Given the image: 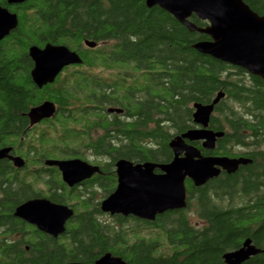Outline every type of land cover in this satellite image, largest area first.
Here are the masks:
<instances>
[{"label":"trees","instance_id":"16d2710c","mask_svg":"<svg viewBox=\"0 0 264 264\" xmlns=\"http://www.w3.org/2000/svg\"><path fill=\"white\" fill-rule=\"evenodd\" d=\"M6 1L0 4L8 7ZM244 2L264 16V0ZM10 9L18 26L0 42V148L13 147L26 166L19 170L0 162V235L22 232L15 209L58 185L65 188L64 197L50 199L75 202L76 214L60 247L55 242L28 244L26 252L22 240L6 244L0 238V264H94L106 253L128 264H225L223 255L248 238L264 250L262 79L252 76L248 85L245 71L198 53L193 45L210 38L189 32L159 7L149 9L145 0H29ZM190 21L208 25L196 16ZM82 35H91L97 44L117 42L113 49L102 45L91 50V88L80 74L38 89L29 49L44 42L77 47L73 41ZM220 92L226 96L215 107L209 128L225 136L211 152L201 142L193 145L204 156L243 155L253 162L232 175L222 172L203 187L187 180L185 210L154 222L114 216L108 224L100 205L114 191L112 175L96 177L88 199L72 196L56 169L40 168L46 160L78 156V145L86 138L79 129L99 126L106 132L87 141L95 155L109 160L106 172L120 159L169 163L172 138L195 128L193 105L211 104ZM45 101L57 106L55 118L30 129L26 115ZM109 108L123 109V115H108ZM193 201L202 228L191 224L187 214ZM245 264H264V254Z\"/></svg>","mask_w":264,"mask_h":264},{"label":"water","instance_id":"95a60500","mask_svg":"<svg viewBox=\"0 0 264 264\" xmlns=\"http://www.w3.org/2000/svg\"><path fill=\"white\" fill-rule=\"evenodd\" d=\"M28 1L7 0L9 5H22ZM145 3L149 9L159 7L189 32L208 36L209 41L193 45L198 53L241 68L264 81V16L252 11L244 0H145ZM192 16L208 25L198 27L190 21ZM17 26V14L0 6V42ZM88 46L95 48L97 44L91 42ZM29 56L34 63L32 81L38 89L53 84L64 68L82 64L80 57L64 46L46 45L44 49L33 46L29 49ZM225 96L224 92H220L211 104L193 105L195 128L172 138L169 143L173 153L171 162L135 164L125 159L117 161L115 167L118 184L115 191L101 202V212L112 217H133L154 222L165 213L187 209V180L199 188L217 179L222 172L232 175L241 166L252 164L253 161L245 157L204 156L193 145L201 142L202 149L211 152L215 150L217 141L225 136L224 132H215L209 128L215 107ZM108 113L121 114L122 110L109 109ZM56 114V105L46 101L32 108L27 116L31 126H35L54 118ZM12 150L13 148L0 149V161L7 159L16 168H24L25 161L21 157L10 155ZM45 166L57 168L64 184L70 188L101 174L98 166L80 159L47 160ZM14 216L36 226L41 232L58 237L65 233L74 210L47 199H33L17 207ZM261 254H264V250L257 248L248 238L238 250L225 253L223 261L225 264H245L252 257ZM94 264L128 263L106 253Z\"/></svg>","mask_w":264,"mask_h":264},{"label":"flooded vegetation","instance_id":"af4514ba","mask_svg":"<svg viewBox=\"0 0 264 264\" xmlns=\"http://www.w3.org/2000/svg\"><path fill=\"white\" fill-rule=\"evenodd\" d=\"M7 2V1H6ZM0 6L2 8H5L7 9L10 13H13L15 14L14 12L11 11L10 7H14L16 5H9L8 2H7V6H3L0 4ZM13 32V31H12ZM12 32L9 34V35H12ZM88 36H91V35H82L78 40L74 39L73 43L74 45L76 43H78V46L75 47V46H69L67 47L66 45H63L62 43H52V42H42L43 45H40V46H36V47H39L41 49H44L46 47V45H52V46H64L66 48H68L71 52L73 53H76L80 59L82 60V64L80 65H70L66 68H64V70L60 73V75L56 78L55 82L58 80V79H61L63 80L65 77H71V76H75V77H78L80 74H85L87 76V85L91 88V50L92 49H96L98 48L99 46H105L107 48H114L116 46V41L114 39H110V40H107L106 42H104L103 44H97V46L95 48H91L88 46V43H91L93 41H91V37L89 38ZM7 38V37H6ZM89 38V39H88ZM3 41V40H2ZM32 60V59H31ZM86 60L89 61L88 65L86 63H84ZM33 68H34V63H33ZM238 69H241V68H238ZM33 70V69H32ZM243 70V69H241ZM85 71V72H84ZM245 71V70H243ZM32 72V71H31ZM247 74V84L250 85L252 82H251V77L252 75H250L247 71H245ZM46 87V86H45ZM46 102V101H45ZM44 103V102H43ZM41 105V104H40ZM37 107V106H36ZM57 107V106H56ZM91 107V106H90ZM34 108V107H33ZM91 109V108H90ZM109 109H118V108H109ZM108 109V110H109ZM108 110H107V113H108ZM122 110V113L121 114H118V113H108V115H123V109H120ZM28 115V114H27ZM26 115V116H27ZM56 116V115H55ZM90 116H91V112H90ZM28 118V116H27ZM55 118V117H54ZM54 118L52 119H49L47 121H43L41 122L40 124H37L35 126H31L30 124V120H29V128L33 129V128H37V127H42L43 124H46L48 122H51ZM122 119H124L122 117ZM108 120V119H106ZM91 124V122L89 123ZM102 126H99V128L97 129H91V127L89 129H87V131H84V130H81L79 129L80 131H82V133L86 136V138H84L82 141H81V144H79L78 146L80 148L79 151H78V156L72 158V159H80L92 166H98L101 170V174L98 175H94L92 178H89L88 180H85L84 182H82L81 184L79 185H76L72 188L68 187L67 185V189L71 191L72 193V196L75 194L77 196V194H80L82 198H88L90 199L91 198V183L96 181V177H100V179L102 180H106L107 177H110L111 175L115 178V185H114V191L117 187V174H116V163L114 164V169L113 171L111 172H106L105 170V166L104 164L106 163H109V160H106L102 157H99L98 155H95L93 153V151L91 150L89 144L88 143V139H91V135L93 136L94 139H97L98 137H100L101 135L104 134V132H106L105 129L101 128ZM4 148H13V147H4ZM0 149H3V148H0ZM10 155L12 156H15V157H21L20 155H18L14 148L12 150V152L10 153ZM239 157H244L243 155H240ZM239 157H231V158H239ZM22 158V157H21ZM92 158V159H91ZM246 158V157H245ZM23 159V158H22ZM24 160V159H23ZM51 160V159H50ZM63 160H68V159H63ZM121 160V159H120ZM1 161H8L12 164V166L14 168H16L14 166V164L5 159V160H1ZM0 161V162H1ZM25 161V160H24ZM47 161V160H46ZM135 163V162H134ZM144 163V162H143ZM136 164V163H135ZM25 166H26V162H25ZM42 169H56L57 172H58V175H59V178L60 180L63 182L62 180V174L60 173V171L57 169V168H54V167H47L45 166V161L43 163V165L40 167ZM18 169V168H16ZM23 169V168H22ZM20 170V169H19ZM158 172V171H157ZM53 173H52V177H53ZM58 177V176H57ZM55 179V177H54ZM49 190H51L50 193H47L48 195H42V197H38V198H33V199H47V200H50L51 202H53L54 204H58V205H63L62 203H59L57 202L59 199H62L65 195V188L62 186V185H58L57 188L56 186L55 187H52V189L50 188ZM113 191V192H114ZM111 195V194H110ZM52 197H55L56 198V202L52 201L50 198ZM73 198V197H72ZM33 199H30V200H33ZM29 201V200H28ZM27 202V201H26ZM25 203V202H24ZM22 205V204H21ZM20 206V205H19ZM18 206V207H19ZM65 206H68L69 208L73 209L74 210V215L76 214V207H75V202L72 203V204H69V205H65ZM17 209V208H16ZM15 209V211H16ZM14 211V213H15ZM14 213H13V216H14ZM15 217V216H14ZM107 217L111 218L112 216L110 215H107ZM16 218V217H15ZM18 221H20L22 224H23V231L20 232V233H12V231H8L7 234H4L5 232H3L2 234L3 235H0V238L6 242V244H14L16 243L17 241H20L22 240V242L25 243L24 247H25V251L26 252H29V247L30 245L28 244H43V243H47V242H50V243H53L55 242L59 247H60V243L63 242V237H65L66 235V231L64 234H61L59 235L58 237H53L52 235H49L47 233H44V232H41L40 230H38V228L36 226H33L23 220H20L18 218H16ZM112 219V218H111ZM70 221V220H69ZM69 221L67 222V225H66V230H67V226H68V223ZM204 225V224H203ZM203 225L201 223H195V226L197 228H202ZM12 233V234H11ZM66 238H68V236H66ZM27 243V244H26ZM60 249V248H59ZM1 257V256H0ZM73 264V263H72Z\"/></svg>","mask_w":264,"mask_h":264},{"label":"rangeland","instance_id":"374dc122","mask_svg":"<svg viewBox=\"0 0 264 264\" xmlns=\"http://www.w3.org/2000/svg\"><path fill=\"white\" fill-rule=\"evenodd\" d=\"M99 198H100V193H97V197H95V199L98 200ZM238 202H239L238 199H236L234 201V203H236V204H238ZM226 203L227 202H225V204ZM196 205H197L196 201H193L192 202V208H190L189 211H187V214L189 216V219H190L191 224L195 225V223H201L203 225V222L201 220H199L198 219V216L195 214V206ZM102 219L105 220L108 224H110V223L113 222V220L111 218L107 217V216L103 217Z\"/></svg>","mask_w":264,"mask_h":264}]
</instances>
